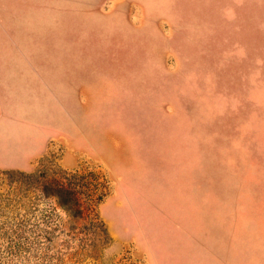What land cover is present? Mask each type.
<instances>
[{
  "label": "rangeland",
  "instance_id": "1",
  "mask_svg": "<svg viewBox=\"0 0 264 264\" xmlns=\"http://www.w3.org/2000/svg\"><path fill=\"white\" fill-rule=\"evenodd\" d=\"M0 264H264V0H0Z\"/></svg>",
  "mask_w": 264,
  "mask_h": 264
}]
</instances>
